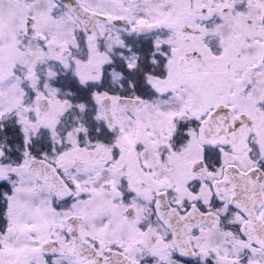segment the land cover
<instances>
[{
    "label": "snow or ice",
    "instance_id": "obj_1",
    "mask_svg": "<svg viewBox=\"0 0 264 264\" xmlns=\"http://www.w3.org/2000/svg\"><path fill=\"white\" fill-rule=\"evenodd\" d=\"M0 264H264V0H0Z\"/></svg>",
    "mask_w": 264,
    "mask_h": 264
}]
</instances>
